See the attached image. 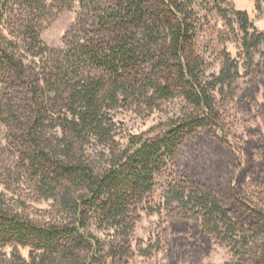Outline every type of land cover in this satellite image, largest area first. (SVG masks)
Returning a JSON list of instances; mask_svg holds the SVG:
<instances>
[{
  "label": "trees",
  "instance_id": "trees-1",
  "mask_svg": "<svg viewBox=\"0 0 264 264\" xmlns=\"http://www.w3.org/2000/svg\"><path fill=\"white\" fill-rule=\"evenodd\" d=\"M43 1L0 0V114L19 163L66 220L36 224L0 201V248L31 249L28 262L14 255L13 264H130L136 251L147 256L141 241L135 249L130 241L155 178L168 169L162 210L178 236L192 230L228 242L234 264H264V134L236 137L216 96L248 80L246 107L264 127L256 98L264 97V32L245 12L216 8L239 34L241 64L224 55L218 75L206 78L192 0H70L80 11L60 51L40 40ZM177 96L186 107L171 125L116 143L117 111L148 117ZM92 141L98 159L88 154ZM91 224L108 239L95 237Z\"/></svg>",
  "mask_w": 264,
  "mask_h": 264
},
{
  "label": "rangeland",
  "instance_id": "rangeland-1",
  "mask_svg": "<svg viewBox=\"0 0 264 264\" xmlns=\"http://www.w3.org/2000/svg\"><path fill=\"white\" fill-rule=\"evenodd\" d=\"M193 8L200 18L201 31L197 35L198 52L205 64V77L218 75L224 63V55L241 64V49L238 32L231 33L224 21L216 12V8L242 11L248 16L258 32H264V0H192ZM224 1V2H222ZM45 10L37 21L39 37L42 43L50 49H63L62 38L74 26L80 11L77 3L70 0H44ZM12 13V15H14ZM5 34L11 38L10 28L4 25ZM12 39V38H11ZM258 62V61H257ZM243 68H241V71ZM244 73V72H243ZM248 81V80H246ZM245 80H235L217 93V104L227 113L228 123L234 135L242 140H249L247 130H259L264 134L256 111L248 109L245 102L248 97L249 86ZM262 90V88L260 87ZM224 102H221L223 96ZM233 96L232 98H230ZM259 103L264 105L262 91L256 96ZM186 107L180 97L164 103L158 110H154L148 117L132 111L119 110L114 115V139L123 147L129 137L139 136L150 132H159L171 125ZM10 129L2 122L0 114V201L1 206L13 214L33 221L36 224L62 223L66 216L58 209V204L51 194L43 190L36 177H33L27 166L19 162V153L8 140ZM52 135L59 137V129L49 130ZM237 140V138H236ZM88 146V154L98 159L99 148L92 141ZM100 163V162H97ZM170 169L155 178L156 188L148 197L146 207L139 211V219L135 222L132 247L137 242L143 243L147 256L135 252L130 264H234L232 248L228 242L218 240H204L190 230L185 238L178 236L172 226L168 224L165 212L162 210L163 194L168 187ZM92 234L107 240V232L100 231L95 224L90 225ZM30 248L3 247L0 248V264H13L16 255L23 261H29Z\"/></svg>",
  "mask_w": 264,
  "mask_h": 264
}]
</instances>
